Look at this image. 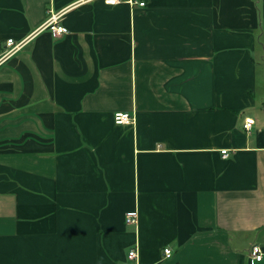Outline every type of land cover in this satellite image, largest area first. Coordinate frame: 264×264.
I'll return each mask as SVG.
<instances>
[{
	"label": "crops",
	"instance_id": "1",
	"mask_svg": "<svg viewBox=\"0 0 264 264\" xmlns=\"http://www.w3.org/2000/svg\"><path fill=\"white\" fill-rule=\"evenodd\" d=\"M10 38L0 264H264V0H0Z\"/></svg>",
	"mask_w": 264,
	"mask_h": 264
},
{
	"label": "built area",
	"instance_id": "2",
	"mask_svg": "<svg viewBox=\"0 0 264 264\" xmlns=\"http://www.w3.org/2000/svg\"><path fill=\"white\" fill-rule=\"evenodd\" d=\"M132 1V0H130ZM109 4H117L120 2V0H106ZM141 6L145 5V2L139 3ZM44 29H48L53 37H59L61 35H64L68 33V28L63 26L62 24H59L58 17L55 15H52L51 18H49L45 24L43 25ZM26 44V40H22L19 42H16L14 38H10L7 40V49L4 51V53L0 57V61H4L8 57L12 56L13 54L17 53L19 50L23 48V46ZM134 116L127 111H118L114 114V121L117 124H133L134 123ZM255 123V120L251 117H247L245 119L244 127L246 130H250ZM224 157L228 156V151L223 150ZM127 222L128 223H137L138 222V213L136 211H131L127 214ZM164 255L166 258H170L172 256V249L171 248H164ZM137 256V250L136 248H133L129 252V257L134 258ZM263 258V252L259 245L253 246L251 250V260L252 264L255 261H260Z\"/></svg>",
	"mask_w": 264,
	"mask_h": 264
}]
</instances>
